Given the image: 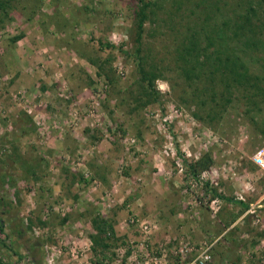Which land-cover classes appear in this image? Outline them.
Listing matches in <instances>:
<instances>
[{"label":"rangeland","instance_id":"1","mask_svg":"<svg viewBox=\"0 0 264 264\" xmlns=\"http://www.w3.org/2000/svg\"><path fill=\"white\" fill-rule=\"evenodd\" d=\"M150 1L137 41V0H0V264H134L161 244L183 264L180 239L211 245L205 264H264V97L178 55L230 1Z\"/></svg>","mask_w":264,"mask_h":264},{"label":"trees","instance_id":"2","mask_svg":"<svg viewBox=\"0 0 264 264\" xmlns=\"http://www.w3.org/2000/svg\"><path fill=\"white\" fill-rule=\"evenodd\" d=\"M201 4L205 0H200ZM222 0H211L209 5L213 10L220 13ZM230 1V13H221L222 19L219 24L214 25L211 29V34L206 35V45L201 46L199 37L200 31L193 30L189 39L183 42L181 49L178 51L185 57L180 58L183 64H188L189 67H183V72L186 76L196 74L202 69V66L208 65L211 75L221 72H227L229 77L236 80V84L241 87L244 96L249 102H252V94L246 93L252 88L255 96L263 95L264 97V74L261 71L249 70V65L254 63V59L263 60L261 66L264 68V16H257L254 4L259 5L263 0H224L222 4H227ZM139 9L136 19V39L138 41L142 31V24L147 18V9L151 5L150 0H137ZM225 8V7H224ZM244 9L241 11V9ZM208 48L209 52L204 50ZM259 50V51H258ZM258 52V53H257ZM262 56V58H261ZM248 66H247V65ZM248 67V68H247ZM197 70V71H196ZM141 80L145 81L147 87H152L153 73L145 70L141 66L138 68ZM249 71V72H248ZM253 72V73H252ZM199 73V72H198ZM211 157L207 154L194 160L189 165V173L191 177L197 178L201 171L209 167ZM213 195L222 197L216 190H212ZM228 201H233L232 198H227ZM236 202V201H235ZM247 205H243V210ZM242 210V211H243ZM1 225V223H0ZM92 228L95 233L103 236H111L114 233L112 224L99 216L92 219Z\"/></svg>","mask_w":264,"mask_h":264},{"label":"built area","instance_id":"3","mask_svg":"<svg viewBox=\"0 0 264 264\" xmlns=\"http://www.w3.org/2000/svg\"><path fill=\"white\" fill-rule=\"evenodd\" d=\"M250 158L254 165L264 173V143L253 151ZM132 220V218L129 219L130 222H132ZM142 227L143 229H147L148 225L144 224ZM168 241L169 240L166 239L163 243H168ZM170 251L179 257V259L183 261V264H205L210 260L211 245L201 243L195 247L191 245L190 242L180 239ZM191 252H194L192 259L185 261L186 255ZM157 253L158 255H152L150 251H145L142 261L138 262L135 258H132V260L134 264H167L165 259V245H159Z\"/></svg>","mask_w":264,"mask_h":264},{"label":"crops","instance_id":"4","mask_svg":"<svg viewBox=\"0 0 264 264\" xmlns=\"http://www.w3.org/2000/svg\"><path fill=\"white\" fill-rule=\"evenodd\" d=\"M84 138H85V137H84ZM95 147H96V145H95ZM100 154H101L100 151H98L97 156L100 157ZM162 234H163V233H162ZM177 234H178V233H177ZM182 234H187V233H182ZM164 235H165V237L167 238L168 235H172V234H171V233H165Z\"/></svg>","mask_w":264,"mask_h":264}]
</instances>
